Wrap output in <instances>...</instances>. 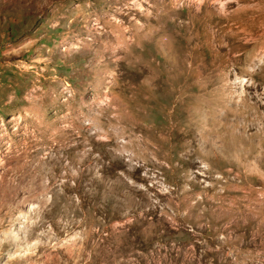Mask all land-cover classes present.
Returning a JSON list of instances; mask_svg holds the SVG:
<instances>
[{"label": "rangeland", "instance_id": "rangeland-1", "mask_svg": "<svg viewBox=\"0 0 264 264\" xmlns=\"http://www.w3.org/2000/svg\"><path fill=\"white\" fill-rule=\"evenodd\" d=\"M0 264H264V0H0Z\"/></svg>", "mask_w": 264, "mask_h": 264}]
</instances>
